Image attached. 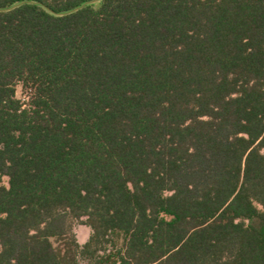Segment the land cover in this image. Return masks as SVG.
<instances>
[{"label": "trees", "instance_id": "16d2710c", "mask_svg": "<svg viewBox=\"0 0 264 264\" xmlns=\"http://www.w3.org/2000/svg\"><path fill=\"white\" fill-rule=\"evenodd\" d=\"M95 1L0 0V264H264V0Z\"/></svg>", "mask_w": 264, "mask_h": 264}, {"label": "rangeland", "instance_id": "374dc122", "mask_svg": "<svg viewBox=\"0 0 264 264\" xmlns=\"http://www.w3.org/2000/svg\"><path fill=\"white\" fill-rule=\"evenodd\" d=\"M17 97L23 102V103H27L29 101V95L24 93L23 89L21 86H18L17 88ZM2 183L4 186L8 187V179L7 178H3L2 179ZM75 233L77 235V239L80 242V244H85L90 236H91V230L89 227L82 225L80 223H77L75 225ZM81 264H85V263H81Z\"/></svg>", "mask_w": 264, "mask_h": 264}, {"label": "water", "instance_id": "95a60500", "mask_svg": "<svg viewBox=\"0 0 264 264\" xmlns=\"http://www.w3.org/2000/svg\"><path fill=\"white\" fill-rule=\"evenodd\" d=\"M99 0L95 1L94 3L98 2Z\"/></svg>", "mask_w": 264, "mask_h": 264}]
</instances>
